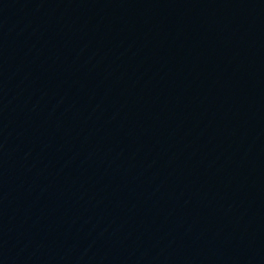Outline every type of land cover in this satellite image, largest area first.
<instances>
[{
    "label": "water",
    "instance_id": "water-1",
    "mask_svg": "<svg viewBox=\"0 0 264 264\" xmlns=\"http://www.w3.org/2000/svg\"><path fill=\"white\" fill-rule=\"evenodd\" d=\"M203 216L264 264V0H47Z\"/></svg>",
    "mask_w": 264,
    "mask_h": 264
}]
</instances>
